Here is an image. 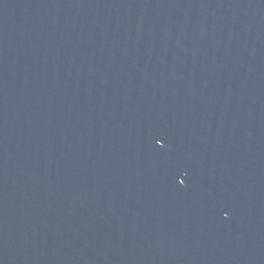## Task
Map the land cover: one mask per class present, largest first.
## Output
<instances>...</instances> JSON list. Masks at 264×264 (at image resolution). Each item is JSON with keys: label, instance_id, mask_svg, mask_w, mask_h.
<instances>
[{"label": "water", "instance_id": "95a60500", "mask_svg": "<svg viewBox=\"0 0 264 264\" xmlns=\"http://www.w3.org/2000/svg\"><path fill=\"white\" fill-rule=\"evenodd\" d=\"M0 264H264V0H0Z\"/></svg>", "mask_w": 264, "mask_h": 264}]
</instances>
